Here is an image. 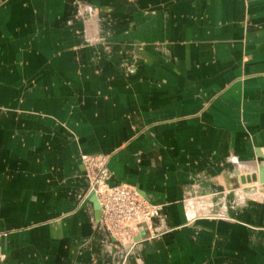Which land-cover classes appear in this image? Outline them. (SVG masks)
<instances>
[{
	"label": "crops",
	"instance_id": "obj_1",
	"mask_svg": "<svg viewBox=\"0 0 264 264\" xmlns=\"http://www.w3.org/2000/svg\"><path fill=\"white\" fill-rule=\"evenodd\" d=\"M82 154L160 208L132 252ZM262 158L264 0H0V264H264Z\"/></svg>",
	"mask_w": 264,
	"mask_h": 264
},
{
	"label": "built area",
	"instance_id": "obj_2",
	"mask_svg": "<svg viewBox=\"0 0 264 264\" xmlns=\"http://www.w3.org/2000/svg\"><path fill=\"white\" fill-rule=\"evenodd\" d=\"M108 162V155H80V163L88 179V195L94 192L98 200L101 211L99 221L115 241L132 252L147 230L149 222L158 216L160 208L146 201L133 187L110 186ZM253 184L258 192L253 196L254 199L264 201V183ZM2 236L0 233V238ZM3 259L0 249V260Z\"/></svg>",
	"mask_w": 264,
	"mask_h": 264
},
{
	"label": "water",
	"instance_id": "obj_3",
	"mask_svg": "<svg viewBox=\"0 0 264 264\" xmlns=\"http://www.w3.org/2000/svg\"><path fill=\"white\" fill-rule=\"evenodd\" d=\"M236 175L237 176L240 175L239 171L236 172ZM257 180L259 181V183H264V158H262L259 162H257L254 172H252L248 178H244V177L240 178V183L245 184L246 182L247 183L256 182ZM243 193L246 194L247 198H252L254 189H251L250 191H245V189H243ZM87 199L93 206L95 219L99 220L101 216V211L95 193L94 192L89 193Z\"/></svg>",
	"mask_w": 264,
	"mask_h": 264
},
{
	"label": "rangeland",
	"instance_id": "obj_4",
	"mask_svg": "<svg viewBox=\"0 0 264 264\" xmlns=\"http://www.w3.org/2000/svg\"><path fill=\"white\" fill-rule=\"evenodd\" d=\"M95 10H93V12H94ZM257 165V164H256ZM256 165H255V167H256ZM241 165L240 164H238L237 165V168H239ZM245 170V169H244ZM239 171V173H240V175L238 176V186H239V190L240 191H236L238 194H241V195H243V197H246V194L245 193H243V189H245V191H250L251 189H254V193H253V196L254 195H257V188H256V186H255V184H253V182H250V183H245V184H241L240 183V178L241 177H244V178H248L250 175H251V173L252 172H254V169L252 170L250 167H248L247 168V170L246 171H244V172H242V171H240V170H238ZM259 181L257 180L255 183H258ZM251 199H253V200H256V201H259V202H261V203H264V201H261V200H257V199H254V197H252Z\"/></svg>",
	"mask_w": 264,
	"mask_h": 264
},
{
	"label": "bare ground",
	"instance_id": "obj_5",
	"mask_svg": "<svg viewBox=\"0 0 264 264\" xmlns=\"http://www.w3.org/2000/svg\"><path fill=\"white\" fill-rule=\"evenodd\" d=\"M259 183V182H258Z\"/></svg>",
	"mask_w": 264,
	"mask_h": 264
}]
</instances>
